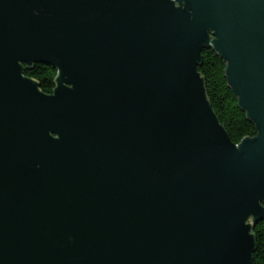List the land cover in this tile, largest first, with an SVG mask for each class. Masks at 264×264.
Wrapping results in <instances>:
<instances>
[{
  "label": "water",
  "instance_id": "obj_1",
  "mask_svg": "<svg viewBox=\"0 0 264 264\" xmlns=\"http://www.w3.org/2000/svg\"><path fill=\"white\" fill-rule=\"evenodd\" d=\"M262 220L264 0H0V264H252Z\"/></svg>",
  "mask_w": 264,
  "mask_h": 264
},
{
  "label": "trees",
  "instance_id": "obj_2",
  "mask_svg": "<svg viewBox=\"0 0 264 264\" xmlns=\"http://www.w3.org/2000/svg\"><path fill=\"white\" fill-rule=\"evenodd\" d=\"M197 70L203 79L211 108L230 141L239 144L244 138L254 137L256 135L254 126L247 121L227 86L225 63L211 49H207L201 52V65ZM24 76L36 81L43 94H52L56 71L51 67L37 64L31 69H25ZM252 234L255 241L252 264H264V220L253 226Z\"/></svg>",
  "mask_w": 264,
  "mask_h": 264
}]
</instances>
